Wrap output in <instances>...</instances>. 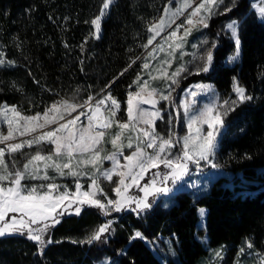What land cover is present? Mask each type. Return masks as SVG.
<instances>
[{"label":"trees","instance_id":"trees-1","mask_svg":"<svg viewBox=\"0 0 264 264\" xmlns=\"http://www.w3.org/2000/svg\"><path fill=\"white\" fill-rule=\"evenodd\" d=\"M104 1L0 0V52L6 60L0 66V104L41 112L61 97L83 103L110 93L125 118L130 93L148 77L151 26L173 0H116L95 37L93 21ZM227 17L240 20V61L225 63L235 44L218 32L215 69L189 75L182 87L212 81L227 99L238 83L251 97L229 114L218 152L234 179L221 177L200 196L179 192L170 208L119 212L105 243L87 242L105 222L98 208L63 215L42 249L27 232L0 236V264H97L105 255L117 264H202L210 254L199 237L204 232L210 247L227 246L229 260L245 241L264 253V21L248 0L211 19L212 27ZM256 179L261 183L253 184ZM136 232L143 238L131 239Z\"/></svg>","mask_w":264,"mask_h":264},{"label":"rangeland","instance_id":"rangeland-1","mask_svg":"<svg viewBox=\"0 0 264 264\" xmlns=\"http://www.w3.org/2000/svg\"><path fill=\"white\" fill-rule=\"evenodd\" d=\"M115 1L116 0H113V2L109 3V7L104 12L103 16H100L102 11L101 8L97 16L100 17V28L98 33L96 25L94 24L95 37L100 36L102 22ZM239 1L240 0H222V2H220V0H217L215 4L208 5L206 0H173L166 5L162 15L155 20L151 26L152 41L144 61V66L147 65L145 69L148 73V77H143L139 88L133 90L129 96V99L131 98L132 101V120L129 119L128 113L125 118L119 116L120 105L110 93H105L101 97L91 98L83 103L77 102L72 98L61 97L56 99L50 106L41 112H23L15 104H0V148L4 149V154L0 157V160L3 161V166H6L7 173L23 171L25 173V178L21 180V184L27 187H35L41 193L45 191L48 183L59 185L58 190L52 192L54 198L58 194L65 192L75 194V184L79 183L81 185V193L96 191L94 199H99L102 203L106 204L108 200L115 201L121 199L115 191L117 187H120L123 196L129 198V202L126 206L122 207L120 211H116L114 206L108 205L107 212L98 208L105 218V222L101 226L108 224L109 231L112 228V223L117 218L116 214L119 212L121 213L128 210L142 212L154 207H161L164 209L170 208L176 203V195L179 192L188 191L195 196H200L208 193L213 182L221 177L233 180V173L219 162L218 152L222 138L229 127L227 123L228 116L237 103L240 102L238 94L234 90L233 97L223 99L214 83L208 80L193 81L186 87H182V84L184 79L191 74L208 73L215 69L217 64L216 49L220 45L219 33L223 34L229 41L235 44L231 30L227 28V25L235 21L240 27V20L236 17H227L216 23L217 29H214L211 24V19L230 12ZM105 2L106 0L104 3ZM248 2L250 4V11L255 12L259 19L264 21V15L259 11L261 7H264V0H248ZM202 3H205L206 7H210V13L201 9L196 16H192V12ZM184 4H188V7H182ZM178 9H180V12H177ZM173 13L177 14L173 15ZM205 17V22L208 25L207 27H204L200 23L201 19ZM96 18L94 20H96ZM189 19L192 20V24L188 23ZM239 27L237 29L238 36ZM154 29H159V31H154ZM173 33H175V36H173ZM236 52L237 48L235 45L234 51L227 56L225 63L232 65L239 62L241 57L240 44L239 56L237 59L233 60L232 57L236 55ZM209 53L212 55L211 62L207 61ZM0 60L4 61L0 66L6 63L2 52H0ZM204 68H207V71L202 70ZM177 69L182 70L177 74ZM237 86L244 89V94L248 97L245 88L238 83L235 85V88ZM141 89H143V91H141ZM149 93H151V97H149ZM162 96L167 97V99H162ZM149 99L155 101V103L143 102ZM113 101H115V105ZM233 101H236V103H233ZM98 104L99 108H97ZM54 105L55 108H53ZM208 107L213 108V112L211 113L212 116L218 114L222 118L223 126L214 131V149L211 154L207 155V159H202L199 163L187 161L188 170L179 179L173 178L171 176V169L163 163H160L159 167L155 168L145 165L143 175L138 178L136 183H133L127 168L129 162L125 157L131 156L133 152L136 151L137 146H139L142 152L153 155L158 152L161 138H163L164 140H171L174 146L166 148L163 153H160V159L167 158L175 160L178 153L182 154L183 140L185 137L203 138L206 136L209 130L207 124H205L202 119L196 118ZM142 110L153 113L158 111L162 119L151 117L150 119L153 121L152 124H144L143 121H137L136 117L140 115ZM113 112L115 113L114 115H112ZM46 113L47 117H45ZM81 113H83V115H81ZM101 114L104 115L107 124L110 126L104 128L98 126V118ZM89 116L94 117L91 125H89ZM26 117L39 118L26 123L25 119H23ZM46 120H54L55 122L47 123ZM9 121H12L11 129L9 128ZM70 121H75V123H69ZM40 124H44L45 127L40 128ZM124 124H127L128 128L121 129L119 125ZM60 125H67V128L56 132L57 136H63L68 133L78 136L79 130L84 128H88L92 136H95L98 132H103V137L94 150L85 153L73 152V159L70 161L72 170L77 171L80 175H68L69 169H63L66 174L60 175L54 167L45 169V161L34 162L29 168L25 169L24 166L28 165L30 159L37 154L44 157L51 156V161H47L49 164L54 163L63 165L69 162L65 159L63 154L59 156L54 154L55 144L47 140L39 144L33 142L30 147L27 146V142L33 141L34 137L43 135L48 131H55ZM32 129H34V131ZM10 130L13 133L12 137L7 141L3 140L2 138L7 136ZM143 131H154L157 136L155 147H147L148 138L143 136ZM21 132L24 134L21 135ZM117 135H119V139L117 140V145L114 146L111 141L115 139ZM197 142L198 140L196 139L190 142V149L192 143ZM129 143L132 144L131 148L128 147ZM9 144H24L25 146L15 152H10L7 147ZM96 151L99 152V158L96 160L95 164L86 163V161L92 159V155H94ZM113 153H116V160H108L106 157ZM137 159L138 158L134 157L133 163H135ZM113 168H115V172L111 180L102 175V172ZM137 172H139L138 168L132 169V175H135ZM260 172L264 173V168L260 169ZM7 173L0 172V174ZM34 173L36 178L29 179L28 177L32 176ZM45 173L48 179H44ZM119 173H124L125 184L127 185L126 190L124 186L119 184ZM93 176L96 177L98 189H102V191L93 189ZM237 176H241L240 173H238ZM229 179L225 181V184H231ZM153 181L156 182L155 185H153ZM252 183L258 184L261 183V180H252ZM41 185H44L45 188H41ZM0 186L8 187L12 185L10 180H6L0 181ZM145 186L149 188V194L146 197L143 190ZM165 187L168 188L169 191H156V189ZM70 198L72 197L70 196ZM140 200H145L150 207L138 208L137 203L134 201ZM67 203L68 200H65L64 204ZM74 207L75 205H73V208ZM86 208L97 207L85 205L81 208V211ZM57 211H59V209ZM72 213L75 212L69 209L65 214ZM12 215L14 214L10 213L8 218L10 219ZM15 215L19 216V214ZM62 216L58 217L59 220ZM45 224H48V228L47 231L43 233V239L45 241L44 245H47V241L49 240L48 232L56 223L53 224L50 220L40 221L36 224H32L31 227L38 229ZM199 224L200 227H205V216L203 220L202 218L200 219ZM109 231L101 234L99 239L101 242L105 243L110 237ZM24 232H27L29 235L27 230ZM199 237L210 250L208 259L202 264H264V253L253 248L250 241H245L244 244L240 246L238 253L229 260L227 246L218 248L210 247L206 232ZM169 250L170 249L166 251ZM97 264H117V262L110 256L105 255Z\"/></svg>","mask_w":264,"mask_h":264},{"label":"snow or ice","instance_id":"snow-or-ice-1","mask_svg":"<svg viewBox=\"0 0 264 264\" xmlns=\"http://www.w3.org/2000/svg\"><path fill=\"white\" fill-rule=\"evenodd\" d=\"M113 2V0H106V2L103 4L102 11L100 13V16L104 15V12L108 9L109 3ZM208 5L215 4L217 0H206ZM222 2V0H220ZM182 7H188V4H184ZM201 9H204L205 12L210 13V7H206L205 3H202L197 9H195L192 12V16H196ZM260 13L264 15V7L260 8ZM177 12H180V9L177 10ZM177 13H173V15H176ZM206 17L201 19L200 23L207 27V23L205 22ZM93 23L96 25L97 33L99 32L100 28V17H97L96 20L93 21ZM163 23V22H162ZM189 24H192V20H188ZM239 25L237 22L233 21L232 23L227 25V28L231 30L232 37L235 40V45L237 48L236 55L232 57L233 60L237 59L239 56V36H238V29ZM154 31H159V29H154ZM187 34V33H186ZM173 36H175V33H173ZM151 43V40L149 41ZM179 46V45H177ZM212 55L211 53L207 56V61L211 62ZM4 61L0 60V64H3ZM147 67V65H145ZM182 69H177V74ZM204 71H207V68L202 69ZM143 91V89H141ZM235 92L238 94V99L240 102H243L245 99H251V97H246L244 94V89L237 86L235 88ZM149 97H151V93H149ZM162 99H167V97H161ZM144 103H155V101L149 99L147 101H143ZM102 103V102H101ZM233 103H236V101H233ZM113 104L115 105V101H113ZM128 116L129 119L132 120V101L131 98L128 101ZM118 107V106H117ZM55 108V105L53 106ZM97 108H99V104L97 105ZM14 111V109H13ZM213 112L212 107H208L200 114L199 117L196 119H202L205 124L208 126V131L205 137L203 138H193V137H185L183 140V151L182 154L178 153L175 160L172 159H160V153H163L166 148H171L174 145L172 144L171 140H164L161 138V142L159 144L158 152L153 155H148L145 152H142L139 146H137V149L131 156L125 157L126 160H128L127 168L129 170V174L131 175V179L133 183H136L138 181V178L143 175L145 170V165L149 167H159L160 163L165 164L168 168L171 169V176L175 179L181 178L188 170V164L187 161H195L196 163H199L202 159H207V155L211 154L214 149V131L218 129L219 127L223 126V120L222 118L217 114L215 116H212L211 113ZM115 113L113 112L112 115ZM18 115V114H17ZM83 115V113H81ZM45 117H47V113L45 114ZM151 117L155 118H161L159 112H148V111H141L140 115L136 117L137 121H143L144 124H152L153 121L150 119ZM39 117H26L25 119L26 123L34 121L38 119ZM93 116H89V125H91V122L93 120ZM78 119V117H77ZM47 123H53L54 120H46ZM69 123H75V121H70ZM12 121H9V128L11 129ZM109 124H104L102 127H108ZM40 128L45 127L44 124L39 125ZM121 129L128 128L127 124L119 125ZM67 128V125H60L58 129L55 131H48L47 133L40 135L38 137H34L33 141H28L27 146H31L33 142L36 144L41 143L42 141L47 140L50 143L55 144V151L54 154L60 155L63 154L65 159L69 162L64 163L63 165L60 164H49L47 161H51V156L44 157L42 155H35L33 156L28 165H25L24 168H29L34 162L38 161H45V169L48 167H54L56 171L60 175H65L66 173L63 171V169H69L68 175L71 176H78L80 173H78L75 170H72V166L70 161L73 159V152H79V153H85L90 152L95 149L96 145L99 144L100 140L103 137V132H98L95 136H92L89 133L88 128H84L79 130V135L74 136L72 133H68L63 136H57L56 132L62 131ZM34 131V129H32ZM21 135L24 133L21 132ZM143 136L148 138L147 147L152 148L156 146V139L157 136L154 133V131H143ZM13 135L12 131L10 130L8 132L7 136H4L2 139L7 141L9 138H11ZM119 139V135L116 136L115 139L111 141V143L116 146L117 140ZM194 139L198 140L197 143H192L191 149L189 147L190 142H192ZM63 141V142H61ZM24 144H9L7 145L8 150L10 152H15L19 150L20 148L24 147ZM128 147L131 148L132 144L129 143ZM4 154V149L0 148V157H2ZM134 157L138 158L135 163H133ZM99 158V152L96 151L94 155H92V159L89 161H86V163L95 164L96 160ZM110 161L116 160V153H113L112 155H109L106 157ZM214 166V165H213ZM138 168L139 172H137L135 175H132V169ZM0 172L7 173L6 166H3V161L0 160ZM115 172V168L106 170L102 172V175L111 180V177L113 173ZM120 179L119 184L124 186L125 190L127 189V185L125 184L124 179V173H119ZM25 178V173L23 171H15L13 173H7V174H0V181H6L10 180V183L12 186L3 187L0 186V236L11 234V233H22L25 230L29 233V239H32L34 241H37L38 245L41 247L45 244V241L43 239V233L47 231L48 224H45L43 227L34 229L31 227L32 224H36L40 221H48L50 220L51 223H59V216L64 215L69 209L75 212V214H79L81 212V208L85 205L87 206H94L97 208H100L107 212V206L112 205L114 206V209L116 211H120L122 207L126 206L129 202V198L124 197L121 188L117 187L115 189L118 196L121 197V199L118 200H108L107 203H102L99 199H94L96 195V191L90 192H80L81 185L79 183L75 184L76 193L75 194H69L67 192L58 194L55 198L52 196V192L54 190H58L59 185H56L55 183H48L46 185L45 191L43 193L39 192L37 188L35 187H27L21 184V180ZM29 179L36 178L35 173L32 176L28 177ZM167 178V177H166ZM44 179H48L46 173L44 175ZM155 181H153V185H155ZM41 188H45L44 185L40 186ZM92 187L93 189L102 191V189H98V186L96 184V177L93 176L92 180ZM144 193L145 197L149 194V188L148 186L144 187ZM157 192L169 191L168 188H162V189H156ZM70 196L72 198H70ZM68 200L67 204H64V201ZM137 203L138 208H148L150 205L145 202V200L140 201H134ZM73 205L75 207L73 208ZM59 209V211H57ZM14 214L9 219V214ZM19 214V216L15 215ZM199 214L203 220V217L206 214L205 209H199ZM109 231V225L105 224L98 228V230L94 233L92 237L88 239V243H91L93 240H99L101 237V234ZM143 238L142 234L140 232H136L135 236L131 237V239L135 238ZM47 243H51V240L49 239Z\"/></svg>","mask_w":264,"mask_h":264},{"label":"bare ground","instance_id":"bare-ground-1","mask_svg":"<svg viewBox=\"0 0 264 264\" xmlns=\"http://www.w3.org/2000/svg\"><path fill=\"white\" fill-rule=\"evenodd\" d=\"M104 124H107V122H106L104 115L101 114V116L98 118V126L101 128H104V127H102V125H104Z\"/></svg>","mask_w":264,"mask_h":264},{"label":"water","instance_id":"water-1","mask_svg":"<svg viewBox=\"0 0 264 264\" xmlns=\"http://www.w3.org/2000/svg\"><path fill=\"white\" fill-rule=\"evenodd\" d=\"M149 49H150V48H149ZM149 49H148V50H149ZM109 87H110V86H109Z\"/></svg>","mask_w":264,"mask_h":264}]
</instances>
